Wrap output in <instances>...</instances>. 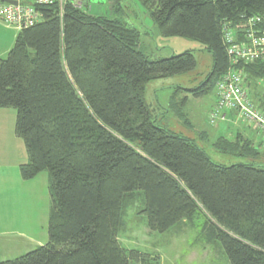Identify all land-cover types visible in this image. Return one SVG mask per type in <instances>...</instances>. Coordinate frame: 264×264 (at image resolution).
Masks as SVG:
<instances>
[{
	"label": "trees",
	"instance_id": "1",
	"mask_svg": "<svg viewBox=\"0 0 264 264\" xmlns=\"http://www.w3.org/2000/svg\"><path fill=\"white\" fill-rule=\"evenodd\" d=\"M137 1L162 37L195 41L211 56L204 81L171 96L187 124L176 109L188 102L187 95L177 102L180 91L195 99L213 94L231 68L224 31L264 18V0ZM36 9L38 20L17 32L0 59V109L16 115L14 134L27 154L21 179L48 175V237L0 264H155L119 241L130 211L145 219L150 233L199 230L229 264H264L260 144L239 134L217 136L218 153L246 162L215 164L196 142L158 126L145 101L149 82L192 72L194 56L148 58L139 31L113 16L114 8L111 17L90 14L86 3L76 8L72 0ZM235 68L246 88L264 78V58Z\"/></svg>",
	"mask_w": 264,
	"mask_h": 264
},
{
	"label": "rangeland",
	"instance_id": "2",
	"mask_svg": "<svg viewBox=\"0 0 264 264\" xmlns=\"http://www.w3.org/2000/svg\"><path fill=\"white\" fill-rule=\"evenodd\" d=\"M85 3L89 7L90 14L94 15L102 14L111 17V11L114 8L113 16L121 17L127 24L139 31V48L150 59H166L189 51L196 61V67L192 72L181 76L152 80L146 85L145 101L153 110L156 124L170 129L183 138L196 142L215 164L230 166L246 162L241 158L220 154L212 147V142L217 136L222 134L226 139L233 140L239 131H243V127H240L242 124L248 126L237 116H235L237 121L232 124L235 126L232 127L223 125L227 123L226 120L216 121L214 124L209 123V114L208 117L206 114L209 112L208 108L213 98L212 93L206 97L195 99L185 91H180L177 102L181 103L185 95L188 96L189 102L184 106L183 104L177 105L176 109L182 110L187 124H184L182 118L176 116L175 109L170 105L172 104L171 96L175 91H179V87L186 90L193 89L203 82L209 74L212 60L203 46L185 38L162 37L156 25L137 0H118L117 2L116 0H86L84 6ZM17 32L15 29L7 28L0 23V59H5L13 47ZM247 87L251 99L260 94L264 97V78L262 80L253 79ZM252 101L255 103L253 99ZM258 162L261 164L260 166L264 167V154ZM34 185V188H38L39 191L42 190L44 194L43 205L41 202L35 201V204L38 203L36 208L39 217L42 213V207L43 211L45 210L43 226L40 224L41 218L38 220L34 216L36 214L34 211L33 217H30L32 227L27 226L24 232L26 231L25 234L29 239L32 238L40 245H44L48 237L47 219L50 210L47 173H40L35 178ZM131 213L132 211L129 212L130 218L127 222V228H124L119 235V241L126 250H137L140 256L146 257L148 255L151 259L156 258L155 264H229L221 247L206 244L199 236V230L192 232L189 229H181V231H171L169 234H154L146 228L144 218H135ZM5 240L10 244L20 245L19 250L22 248L24 250L20 253H16L12 249L0 250L1 259L12 260L37 247L34 242H25L16 235H6Z\"/></svg>",
	"mask_w": 264,
	"mask_h": 264
},
{
	"label": "built area",
	"instance_id": "3",
	"mask_svg": "<svg viewBox=\"0 0 264 264\" xmlns=\"http://www.w3.org/2000/svg\"><path fill=\"white\" fill-rule=\"evenodd\" d=\"M65 1L0 0V23L16 31L26 29L38 20L37 7L55 2L61 7ZM85 1L72 0V4L76 8H81ZM224 42L231 68L215 84L216 102L208 121L214 124L216 121L225 120L228 113H235L238 119L246 122L264 139V111L252 101L244 84L242 72L235 68L239 63L252 64L264 58V18H249L241 31L225 30ZM261 148L264 149V142Z\"/></svg>",
	"mask_w": 264,
	"mask_h": 264
},
{
	"label": "crops",
	"instance_id": "4",
	"mask_svg": "<svg viewBox=\"0 0 264 264\" xmlns=\"http://www.w3.org/2000/svg\"><path fill=\"white\" fill-rule=\"evenodd\" d=\"M260 89L262 90V88ZM252 99L264 111V97L262 94L258 97L253 96ZM215 102L216 97L214 90L213 98L208 108L209 112L206 114V117H208L207 115L212 111ZM235 116V113H228L225 118L227 123L223 125L226 127L235 126L232 125L234 121H237ZM15 118L16 115L13 110L0 109V250L7 251V249H12L15 250L16 253H20V251L24 249L22 248L19 250L20 245L7 242L5 236L16 235L25 242H34L38 247L40 244L35 242L32 238L29 239L24 229H26L27 226L32 227V225H30V217H33L34 211H36L34 216H36L38 220L41 218L40 224L43 226V214L45 210L43 211L42 207V213L39 217L36 205L39 202L43 205L44 194L42 190L39 191L38 188H34L35 178L24 181L20 177L19 169L22 165L27 163V154L23 142L14 134ZM240 127H243V131H239L237 134L251 141L254 147H258L260 144L259 150H264L261 148L264 139L257 131L252 130V128L244 124ZM35 201H38V203L35 204ZM5 260L6 259L0 258V261Z\"/></svg>",
	"mask_w": 264,
	"mask_h": 264
},
{
	"label": "water",
	"instance_id": "5",
	"mask_svg": "<svg viewBox=\"0 0 264 264\" xmlns=\"http://www.w3.org/2000/svg\"><path fill=\"white\" fill-rule=\"evenodd\" d=\"M15 4V3H14Z\"/></svg>",
	"mask_w": 264,
	"mask_h": 264
}]
</instances>
